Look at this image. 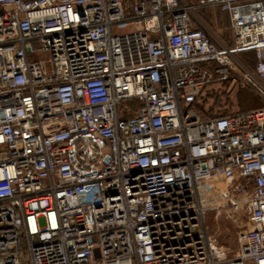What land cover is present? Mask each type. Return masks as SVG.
<instances>
[{
	"label": "built area",
	"instance_id": "obj_1",
	"mask_svg": "<svg viewBox=\"0 0 264 264\" xmlns=\"http://www.w3.org/2000/svg\"><path fill=\"white\" fill-rule=\"evenodd\" d=\"M218 82L264 99V0H0V264H264V108L202 119Z\"/></svg>",
	"mask_w": 264,
	"mask_h": 264
},
{
	"label": "rangeland",
	"instance_id": "obj_2",
	"mask_svg": "<svg viewBox=\"0 0 264 264\" xmlns=\"http://www.w3.org/2000/svg\"><path fill=\"white\" fill-rule=\"evenodd\" d=\"M196 4L199 0H187ZM219 7H205L198 8L196 10V15L200 19L201 23L197 25L199 28H206L213 34L217 39L224 37L226 32L223 26V20L221 19L223 15L220 14ZM122 33L129 32L130 27L120 29ZM221 41V40H220ZM219 93V94H218ZM213 94H218L221 96V100L218 103L219 107L216 106V109L212 114L216 115L221 111H237L240 110L238 96L249 101L247 104L249 108L255 107L258 102L253 94L247 90H239L238 86L231 82H218L214 83L207 87V91L200 96V103H203L204 107L207 104L206 108H215L214 102L215 97L210 96ZM222 94V95H221ZM205 102V104H204ZM200 106V105H199ZM205 109V108H204ZM195 112V111H194ZM207 112V111H206ZM200 117H204L206 114H200L195 112ZM205 185V182L203 183ZM203 199V207L205 209L215 206L219 201H221L220 189L215 188L209 192H203L201 194ZM205 221L211 236L218 237L220 245L224 246L227 260H232L236 254L240 253V246L238 243V229L233 224L228 222L223 216H219L215 212H208L205 214Z\"/></svg>",
	"mask_w": 264,
	"mask_h": 264
},
{
	"label": "trees",
	"instance_id": "obj_3",
	"mask_svg": "<svg viewBox=\"0 0 264 264\" xmlns=\"http://www.w3.org/2000/svg\"><path fill=\"white\" fill-rule=\"evenodd\" d=\"M220 11H221L220 14L223 15V17L221 18L223 20V26H224L225 30L228 31V32H226L224 37H220L221 38L220 40L228 48H233L234 47V32H233V29H232V26H231L230 16H229V14L227 12L222 11L221 9H220ZM238 58L248 68L255 69L256 64H257V59H256L255 52L253 50L240 51L238 53ZM238 88H239V90H247V91L251 92L253 94V96L256 98L258 104L255 107L249 108V106L247 104L249 101L245 100L244 98H241V96L239 95L238 96V102H239L240 110H237V111H229V110L221 111V110H219L220 112L217 113L216 115H214L212 113L216 109V106L219 107L217 102H219L221 100L220 99L221 96L218 95L219 94L218 93L217 95L216 94L210 95V96L215 97V102H214L215 108H210L208 110V108H206L207 104H205V102H204V104H205L204 107H201V106H203V103H200V97H199L198 100H196L194 102V104L192 106V109L195 112H198L200 114H206L207 113L208 115H206L204 117H201V118L204 119V120H208V119L217 118V117H224V116H227V115H230V114H233V113H246V112H252V111H256V110H261V109L264 108V99H263V97L261 95H259L252 87L248 86L246 88H240V87H238Z\"/></svg>",
	"mask_w": 264,
	"mask_h": 264
},
{
	"label": "crops",
	"instance_id": "obj_4",
	"mask_svg": "<svg viewBox=\"0 0 264 264\" xmlns=\"http://www.w3.org/2000/svg\"><path fill=\"white\" fill-rule=\"evenodd\" d=\"M220 42H222V41H220Z\"/></svg>",
	"mask_w": 264,
	"mask_h": 264
}]
</instances>
